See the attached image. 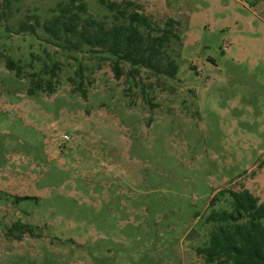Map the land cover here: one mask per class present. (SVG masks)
I'll use <instances>...</instances> for the list:
<instances>
[{"label": "rangeland", "instance_id": "374dc122", "mask_svg": "<svg viewBox=\"0 0 264 264\" xmlns=\"http://www.w3.org/2000/svg\"><path fill=\"white\" fill-rule=\"evenodd\" d=\"M58 1L18 0L0 28V52L62 65L55 93L29 94L0 61V264H204L214 195L264 201V0H130L181 22L178 74L159 80L20 30ZM81 65L87 98L68 82Z\"/></svg>", "mask_w": 264, "mask_h": 264}, {"label": "trees", "instance_id": "16d2710c", "mask_svg": "<svg viewBox=\"0 0 264 264\" xmlns=\"http://www.w3.org/2000/svg\"><path fill=\"white\" fill-rule=\"evenodd\" d=\"M17 1L0 0V28L12 18ZM97 1L107 10L102 17L91 12L86 0H59L49 18L33 16L34 24L22 22L20 30L35 34L36 29L41 28L50 41L63 44L72 52L86 46L91 52L105 54L104 58L112 61L117 79L124 75V64L131 66L129 73L134 77L145 70L157 80L176 78L182 47L180 21L167 18L163 23L155 22L140 5L130 0ZM30 57L27 67L21 60L0 52V61H4L8 70L29 80V94L55 93L62 65L57 61L45 63L38 71H32L34 54ZM83 72L81 65L68 82L73 91L87 98ZM157 83L163 88L164 84ZM226 197L230 208L218 209V202ZM210 207L206 218V222L212 224L209 242L197 249L204 264H264V201L244 187L240 190L226 188L214 195ZM14 232L19 233L17 239L26 233L33 235L29 226L21 224H14L8 235L13 236Z\"/></svg>", "mask_w": 264, "mask_h": 264}]
</instances>
